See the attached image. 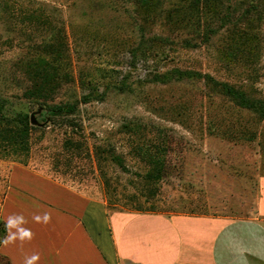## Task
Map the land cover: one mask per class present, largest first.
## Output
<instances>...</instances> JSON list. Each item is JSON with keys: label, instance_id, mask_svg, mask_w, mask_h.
<instances>
[{"label": "rangeland", "instance_id": "obj_1", "mask_svg": "<svg viewBox=\"0 0 264 264\" xmlns=\"http://www.w3.org/2000/svg\"><path fill=\"white\" fill-rule=\"evenodd\" d=\"M220 1L226 23L218 20L210 31L169 25L145 35L129 0H18L14 18L1 4L0 162L29 167L110 209L205 215L219 224L255 217L264 121L231 111L212 86L175 73L210 74L264 99V6L257 8L260 0ZM162 3L172 10L176 0ZM245 17L254 31L244 52L233 56L241 50L233 47L234 24L239 34L248 26ZM155 35L164 39L158 47ZM53 36L68 43L73 71L54 104L94 97L74 115L44 120L27 93L24 63ZM90 80L97 83L94 91ZM216 114L224 124L214 130L209 121ZM24 115L32 120L27 135L17 121ZM20 130L21 136L11 133ZM0 264L8 262L0 256Z\"/></svg>", "mask_w": 264, "mask_h": 264}, {"label": "crops", "instance_id": "obj_2", "mask_svg": "<svg viewBox=\"0 0 264 264\" xmlns=\"http://www.w3.org/2000/svg\"><path fill=\"white\" fill-rule=\"evenodd\" d=\"M257 196L255 217L219 224L205 215L110 209L29 167L0 162V227L19 214L33 233L0 245V256L8 264L33 254L37 264H264V177ZM45 213L48 223L34 219Z\"/></svg>", "mask_w": 264, "mask_h": 264}, {"label": "trees", "instance_id": "obj_3", "mask_svg": "<svg viewBox=\"0 0 264 264\" xmlns=\"http://www.w3.org/2000/svg\"><path fill=\"white\" fill-rule=\"evenodd\" d=\"M5 2L7 9L10 10L9 16L11 18L18 17V13L15 11L18 6V0H0V6ZM131 5V15L134 21V24L138 26L142 32V35H145L146 30H149L155 27H168L169 25L175 26L176 28H182V26L194 27L195 24L200 28L206 30H212L213 24L216 21H221V23H226L223 21V18L227 19L226 12H223V7L225 4L220 0H176L174 8L172 10H165L163 7L162 0H129ZM259 6H264V0H260ZM191 12V17H186V11ZM258 10V9H256ZM227 11V8H226ZM193 12L195 14H193ZM38 12L34 13L31 16V20L37 19L36 16ZM226 14V15H225ZM28 15V14H26ZM41 15V13H40ZM193 15L198 19V23H194ZM261 15V14H260ZM46 14H42L40 17L45 18ZM47 17V16H46ZM247 19V20H246ZM245 24L248 22V18L242 21ZM248 22L246 26L239 34H236L235 31H238V24H234L233 30V47L237 45L238 48L244 47L251 37V32L254 31V28L249 25ZM252 24V23H251ZM190 30V29H189ZM59 37L53 36L52 40L45 46L41 47L39 51H35L27 61L24 63L25 72L28 76L30 82V88L27 90L31 99L35 100V103L41 109L40 116L43 119L47 118H56L61 115H74L78 112L80 103H88L93 98V94L88 96H83L81 101L75 103H65V104H54L53 98L54 94L60 89L61 82H66L70 79V82L73 80V71L71 69V59L67 54V48L69 47L66 40L63 44L57 40ZM152 42L158 47L162 45L164 39L159 38L157 35L153 37ZM255 39V37H254ZM61 41V40H60ZM247 41V42H245ZM63 45L66 46V49L63 51ZM242 46V47H241ZM246 48V46H245ZM239 51H233V56L236 54H242L244 49ZM237 49V48H236ZM66 51V52H65ZM245 51H249L248 48ZM64 52V55H63ZM242 58V57H241ZM239 59V58H237ZM176 75L182 78L195 79L198 81H203L207 85L212 86L213 89L219 94V96L224 100V103L228 105V109L235 111V113H251L256 117L261 119L262 123L264 121V99L262 97L252 96L248 91L244 89V86L234 85L227 82H222L216 80L210 74H203L195 71H175ZM169 75V74H168ZM168 75L159 76L161 80L168 77ZM89 89L94 91V86L97 85L96 81L94 83L90 81ZM98 90V89H96ZM222 110V109H220ZM25 135L31 129V117L29 115L21 116L19 120ZM224 124V119L219 118V116H211L209 121V128L218 129L221 128ZM235 128V127H233ZM15 137L21 136V130L19 132L11 131ZM262 136V143L264 146V126L261 128L260 132ZM21 141V140H20ZM159 171L158 173H160ZM162 173V172H161ZM164 173V171H163ZM4 227V226H3ZM1 229V228H0ZM5 235V228L0 230V239Z\"/></svg>", "mask_w": 264, "mask_h": 264}, {"label": "clouds", "instance_id": "obj_4", "mask_svg": "<svg viewBox=\"0 0 264 264\" xmlns=\"http://www.w3.org/2000/svg\"><path fill=\"white\" fill-rule=\"evenodd\" d=\"M34 219L37 222L48 223L51 219L49 213H45L43 216H36ZM26 223L23 215L13 214L6 217L4 220V228L6 231V235L0 239V245H7L16 241L17 239L31 240L33 237V233L30 229L23 227ZM40 257L38 254H33L30 256H26L24 259V264H37Z\"/></svg>", "mask_w": 264, "mask_h": 264}, {"label": "water", "instance_id": "obj_5", "mask_svg": "<svg viewBox=\"0 0 264 264\" xmlns=\"http://www.w3.org/2000/svg\"><path fill=\"white\" fill-rule=\"evenodd\" d=\"M33 123H35V120H33Z\"/></svg>", "mask_w": 264, "mask_h": 264}]
</instances>
